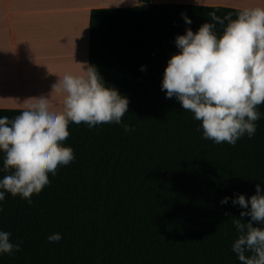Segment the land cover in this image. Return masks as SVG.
I'll use <instances>...</instances> for the list:
<instances>
[{
  "label": "trees",
  "instance_id": "trees-1",
  "mask_svg": "<svg viewBox=\"0 0 264 264\" xmlns=\"http://www.w3.org/2000/svg\"><path fill=\"white\" fill-rule=\"evenodd\" d=\"M138 1L89 15L88 65L129 100L127 113L121 124L70 122L62 144L75 159L49 173L31 204L0 189V231L20 242L0 264H240L233 219L247 209L232 200L254 195L257 184L264 194V103L253 137L216 144L202 138L193 113L166 98L161 82L178 35L213 23L209 12L234 20L241 10ZM228 22L216 24L218 37ZM21 111L0 109V116ZM3 162L0 152V180L14 171ZM55 233L62 239L50 243Z\"/></svg>",
  "mask_w": 264,
  "mask_h": 264
},
{
  "label": "clouds",
  "instance_id": "clouds-1",
  "mask_svg": "<svg viewBox=\"0 0 264 264\" xmlns=\"http://www.w3.org/2000/svg\"><path fill=\"white\" fill-rule=\"evenodd\" d=\"M208 15L213 23L202 24L196 33L187 28L175 38L179 52L167 62L161 91L194 114L201 122L203 139L235 145L245 134L249 138L255 135V122L260 119L257 106L264 103V7L244 8L234 20L225 17L229 22L219 37L216 24L223 25L224 19L214 11ZM182 18L191 24L184 14ZM79 65V74H64L52 86L50 96L55 93L63 98L61 111L54 110L50 98L41 96L31 99L34 102L13 119L0 116L4 171L14 170L0 180V189L29 204L33 194L50 184L49 173L55 176L58 166L74 161L73 149L62 144L70 135V122L85 123L89 128L121 124L128 111L129 100L114 87H106L94 66ZM124 130L132 129L124 125ZM4 199L5 192L0 191V201ZM228 201L229 197H224L220 203ZM232 203L247 209L240 212L239 219H233L238 237L232 251L240 264H264L261 185L255 186L254 195L247 199L238 195ZM244 217H249L247 223ZM10 236L0 231V254L20 251V242L13 243ZM47 239L59 242L62 237L55 233Z\"/></svg>",
  "mask_w": 264,
  "mask_h": 264
},
{
  "label": "crops",
  "instance_id": "crops-1",
  "mask_svg": "<svg viewBox=\"0 0 264 264\" xmlns=\"http://www.w3.org/2000/svg\"><path fill=\"white\" fill-rule=\"evenodd\" d=\"M243 10L264 0H152ZM138 0H0V109L24 110L40 87L88 65L89 15L96 8L139 6ZM54 110H62L53 93Z\"/></svg>",
  "mask_w": 264,
  "mask_h": 264
},
{
  "label": "bare ground",
  "instance_id": "bare-ground-1",
  "mask_svg": "<svg viewBox=\"0 0 264 264\" xmlns=\"http://www.w3.org/2000/svg\"><path fill=\"white\" fill-rule=\"evenodd\" d=\"M51 94V91L48 90L47 88H44V87H40V88H36L34 89L32 92H31V95L34 97V98H39L41 96H44L46 98H50L51 102L52 100H54V96L53 94L50 96Z\"/></svg>",
  "mask_w": 264,
  "mask_h": 264
},
{
  "label": "water",
  "instance_id": "water-1",
  "mask_svg": "<svg viewBox=\"0 0 264 264\" xmlns=\"http://www.w3.org/2000/svg\"><path fill=\"white\" fill-rule=\"evenodd\" d=\"M145 8H147V5H145Z\"/></svg>",
  "mask_w": 264,
  "mask_h": 264
}]
</instances>
